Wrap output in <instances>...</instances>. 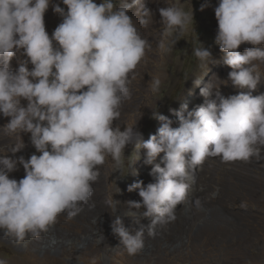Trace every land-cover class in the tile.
<instances>
[{
	"label": "clouds",
	"instance_id": "9594fccd",
	"mask_svg": "<svg viewBox=\"0 0 264 264\" xmlns=\"http://www.w3.org/2000/svg\"><path fill=\"white\" fill-rule=\"evenodd\" d=\"M51 0H0V114L9 117L7 133H30L36 151L30 158L0 156V230L5 239L22 245L38 239L58 222L60 214L72 220L84 210L95 208L91 201L92 184L99 178L98 165L111 156L114 167L121 170L125 148L132 145L144 150V165H151L154 182L143 181L128 186L139 190L142 201L126 202L128 208L145 209L144 225L140 220L125 226L121 216L112 220V234L130 256L145 248V234L155 238L177 219V205L202 210L199 197L190 199L196 190V170L208 158L220 157L222 163L264 159V93L253 96L261 74L254 61H264V0H218L214 8L218 29L217 44L224 53L223 62L233 69L228 76L239 93L227 98L220 95L210 81L200 88L208 98L217 89L219 102L178 113V127L158 112L153 118L162 121L158 135L144 140L136 126L123 131L114 127L120 106L131 99L129 73L133 72L151 48L141 37L133 19L127 14L135 6L147 26L152 11L141 0H123L116 7L113 0H62L53 11L62 17L50 37L44 15ZM209 4L203 3V11ZM163 25L158 47L167 52L176 44L168 41L176 30L183 32L194 19L175 5L159 9ZM55 42V44H54ZM252 47L238 51L242 44ZM28 59L18 61V70L10 61L21 53ZM195 57L205 63L215 60L207 48L196 47ZM33 67L31 70L28 64ZM210 63H207V66ZM194 83L199 86L201 81ZM161 79L152 80L158 92ZM22 100L27 101L26 106ZM170 111H175L170 109ZM25 147L22 139L11 147L15 154ZM163 153L162 163L155 164ZM23 166L25 176L17 181L9 173ZM119 189V188H118ZM120 192V189L117 193ZM214 188L209 199H215ZM113 199L105 203L117 213ZM239 207L246 209V202ZM128 212L125 216H135ZM97 220L94 219L93 223ZM104 239L98 238V243ZM55 243V240H53ZM0 264L7 261L0 259Z\"/></svg>",
	"mask_w": 264,
	"mask_h": 264
},
{
	"label": "rangeland",
	"instance_id": "374dc122",
	"mask_svg": "<svg viewBox=\"0 0 264 264\" xmlns=\"http://www.w3.org/2000/svg\"><path fill=\"white\" fill-rule=\"evenodd\" d=\"M95 2L100 4L102 0ZM113 2L118 8L123 0ZM141 2L153 13L152 21L146 27L140 24L142 17L137 13L138 5L127 14L133 19L141 37L149 41L151 48L146 49L145 57L129 73L131 99L122 102L120 117L114 121L113 126L120 127L121 131L126 126H136L143 138L149 139L152 135H158L162 126V121L153 118L156 112L175 119L178 124L177 114L184 112V105L191 111L206 106L212 96L219 102L216 89H213V94L208 98L200 95V88L207 83L206 73L209 68H214L218 73L216 84L220 95L225 98L232 95L234 89L228 74L233 69L223 62L224 53L215 44L218 22L214 8L218 5V0ZM206 2L209 6L201 11V4ZM57 4L67 11L62 0H51L44 15L46 32L50 37L62 21V17L53 11V6ZM169 5H175L189 14L193 11L194 19L183 32L176 30L167 38L168 41H176V44L169 51L163 52L158 47L163 38L159 9ZM203 46L211 51L215 62L211 63L210 60L207 62L210 63L208 66L205 63L201 67V62L195 57L193 50ZM247 47L252 45L242 44L238 51L244 54ZM22 51L11 59V70H18L19 60L28 59ZM253 63L261 74L260 84L254 93H264V61L257 60ZM32 67L29 63V70ZM156 77L161 79V85L158 92H153L151 83ZM194 80L201 81L200 85L197 86ZM22 104L26 106L27 101L22 100ZM9 120V117L0 114V156L13 159L23 156L28 159L32 154L39 155L31 143L30 133H7L4 130V125ZM21 139L25 147L15 154L10 153L11 147L19 144ZM124 154L121 170L114 167L111 156H106L104 164L97 166L103 177L92 184L93 195L90 202L94 201L99 207L101 203L102 211L98 207L89 209L85 205L84 210L72 220L65 219L66 213L60 214L52 229H55V234L64 233V243L56 246L43 243L51 237L49 234L52 229L47 235L42 234L40 239L29 238L22 245L5 239L3 230H0V259L6 260L7 264H264V159L257 161L252 158L249 162L222 163L220 157L208 158L205 164L209 180L201 178L197 168L196 190L190 193V199L200 198L202 210L177 205L176 221L161 229L155 238H149L145 234L144 250L130 256L112 234L110 217L115 219V215L119 214L123 220L144 219L148 221L147 224L151 222V218H143L138 212L135 216H125L133 210L125 208L119 211L117 204L118 211L113 213L112 208L105 202L110 199L117 201L116 198L122 197L128 186L135 182L143 181L146 186L154 182V179L149 175L152 166L143 164V149L136 150L134 146L128 145ZM261 155L264 156V148ZM154 163L164 166L160 155ZM24 176V168L19 163L17 169L9 173V178L17 181ZM110 180L117 196L114 198L109 197L106 190ZM201 181L208 186L205 194L199 193L202 189ZM98 183L102 185V191L96 190ZM216 187L219 188L218 194L215 199H209V194ZM241 202H246L248 207H239ZM94 219L97 220L96 223H93ZM102 235L104 239L98 243V238Z\"/></svg>",
	"mask_w": 264,
	"mask_h": 264
},
{
	"label": "bare ground",
	"instance_id": "6f19581e",
	"mask_svg": "<svg viewBox=\"0 0 264 264\" xmlns=\"http://www.w3.org/2000/svg\"><path fill=\"white\" fill-rule=\"evenodd\" d=\"M216 75H218V73H217V71L216 70H214V68H209L208 69V71H207V73H206V77H207V83L210 81V83L214 86V87H216V88H218L217 87V84H216ZM231 87L234 89V93L232 94V95H235V94H238L239 93V89H237V88H235L234 86H233V84L231 85ZM216 91H217V89H216ZM255 91H253L252 92V95L253 96H256V95H259V94H261V92H259V93H254ZM209 100H216L213 96H212V99L211 98H209ZM208 102V101H207ZM178 107V106H177ZM170 120H172L173 121V127H177V126H179L177 123H176V120L175 119H171V118H169ZM144 140H147L146 138H143ZM163 153H161L160 154V156L161 157H163ZM207 165L205 164V162H204V164L203 165H201V166H199L198 167V175H200L201 176V178H204L206 181H208L209 180V178H208V176H207V174H208V171L206 170V167ZM101 177H103V176H101V175H99V178H101ZM201 186H202V189L200 190V192L199 193H201V194H205V189L208 187L206 184H204L202 181H201ZM95 188H96V190H98V191H102V185L101 184H96V186H95ZM106 190H107V193H108V196L109 197H117L115 194H114V186H113V183L111 182V180H110V182H108V184H107V187H106ZM139 191H137V190H133V191H131V192H129L128 191V189H126L125 190V192H124V195L122 196V197H117L116 199H117V201H120L121 203H117V207L119 208V211L120 210H123V209H125V208H128V205L126 204V202L127 201H129V200H132V201H142V198L139 196ZM98 205V204H97ZM95 207L97 208H99L101 211L103 210V205L100 203V207L99 206H96L95 205ZM117 208V209H118ZM133 210V212H138L139 214H141L142 215V213H143V211L145 210V209H140V210H135V209H132ZM117 215H119V214H117ZM143 217V216H142ZM143 218H148V217H143ZM110 220H113V218H111L110 217ZM123 220V219H122ZM123 222H124V224H128V223H135L136 221H135V219L133 220V219H125V220H123ZM140 222L142 223V224H145V225H147V223H148V221L146 222V220H144V219H141L140 220ZM48 233H46V235H47ZM68 234V233H67ZM51 237L49 238V239H47V240H44L43 241V243H45L46 245H58L59 243H64V241L62 240L63 239V236H64V233H62V234H55V229H52V231L50 232V234H49ZM66 235V234H65ZM38 239H40V238H38ZM53 240H55V243H53ZM68 242V241H67ZM54 246V247H55Z\"/></svg>",
	"mask_w": 264,
	"mask_h": 264
}]
</instances>
